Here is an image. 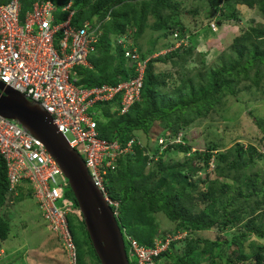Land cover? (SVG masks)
Listing matches in <instances>:
<instances>
[{"label":"trees","instance_id":"16d2710c","mask_svg":"<svg viewBox=\"0 0 264 264\" xmlns=\"http://www.w3.org/2000/svg\"><path fill=\"white\" fill-rule=\"evenodd\" d=\"M34 1L20 0L22 9H29ZM52 1L58 6L67 2ZM206 3L207 10L210 8L209 21L215 20L218 25L238 19L232 3L256 8L264 17V0ZM180 4L178 0H73L72 24L78 26L90 20L99 23L101 30L99 41L88 55L90 66L76 67L77 83L85 87L115 85L137 75L135 64L130 66L124 56L125 48L117 42L120 37H126L131 43L128 48L136 47L139 54L137 39L146 28L160 29L159 36L164 38L174 32L176 40L185 35L189 38L187 47L181 44L148 59L139 98L126 112H119L118 97L98 101L94 106L101 137L116 140L122 147L133 140L131 150L119 155L105 175L108 196L118 201L117 206L111 207L122 233L132 236L143 247H154V238L165 242L167 231L184 233L182 238L169 239L167 248L154 257V264H264V243L252 238H264V164L252 169L258 160L264 163V145L260 140H256L260 145L234 141L223 149L224 144L214 139L194 142L195 138L189 139L187 133L189 123L210 114L224 96L236 97L242 80L258 85L264 78V24H249L240 29L229 52L222 50L208 66L199 54L202 68L194 73L186 71L179 77L171 70L157 69L156 63L166 65L170 61L171 66H179L183 54L193 53L192 37L203 27L197 26L195 18L192 30L186 34V24L179 15ZM187 11L197 14L199 8ZM66 14H58L59 19ZM151 16L154 20L150 24ZM174 43L165 42L163 47ZM152 48L149 54L157 52ZM145 55L140 54L141 60L148 57ZM180 130L183 133L179 141L160 149L159 137L167 143L169 138L175 140ZM175 154L182 158L171 156ZM66 189L73 208H78L69 185ZM15 195L9 190L5 165L0 161V249L4 252L2 242L11 231L7 207ZM158 214L173 224V230L161 229ZM73 215L67 213L66 219L76 246V264H88L86 256L91 258V254L101 264L81 216ZM72 219L78 222V234ZM131 263L138 264L137 259L133 258Z\"/></svg>","mask_w":264,"mask_h":264},{"label":"built area","instance_id":"2783aa9c","mask_svg":"<svg viewBox=\"0 0 264 264\" xmlns=\"http://www.w3.org/2000/svg\"><path fill=\"white\" fill-rule=\"evenodd\" d=\"M62 12L67 14L59 19ZM73 14L72 0L61 6L52 0H35L26 10L20 0L0 1V81L38 102L50 114L69 145L82 156L105 199L117 206L108 196L105 175L119 155L131 150L133 140L122 147L116 140L101 137L94 106L98 101L118 97L119 112H126L139 98L143 71L150 57L141 60L136 47L128 48L131 43L127 45L126 37H120L117 42L125 48L128 62L135 64L137 75L115 85H79L76 67L90 66L88 55L99 41L101 30L99 23L90 20L78 26L72 24ZM186 40L187 35L181 41ZM159 142L163 143L162 138ZM0 161L5 165L9 190L17 193L18 187L26 184L46 226L59 238L70 264H76V246L66 219L72 202L65 199L57 204L65 195L67 178L38 138L2 115ZM74 212L80 213L78 208ZM169 239H155L154 247H143L126 235L128 258H136L138 264H154V257L167 248Z\"/></svg>","mask_w":264,"mask_h":264},{"label":"rangeland","instance_id":"374dc122","mask_svg":"<svg viewBox=\"0 0 264 264\" xmlns=\"http://www.w3.org/2000/svg\"><path fill=\"white\" fill-rule=\"evenodd\" d=\"M178 1L181 3L179 5V10L181 9L179 15L186 24V34L192 30L195 18H197L198 27L203 25L202 28H199V32L192 37L193 53L183 54L181 57H184V60L179 63V66H171L170 61L166 65L161 62L156 63L157 69L171 70L177 73L179 77L186 71L194 73L202 68L203 65L199 62V54L205 58L204 64L208 66L211 62H214V58L222 50L229 52V45L233 37L240 32V29L247 27L249 24H264V17L261 16L256 8L251 9L243 4L232 3L231 5L238 13V19H228L223 21L222 24L219 23V25L217 21L212 20L214 24L211 25L210 23L208 25V11H210V8L207 10L206 0ZM196 6L199 8V13L193 14L187 11L191 7ZM204 11L206 12L205 16L203 14ZM153 20L154 18L151 16L149 23L151 24ZM160 32V29L146 28L141 37L137 39L140 54L143 53L146 54L145 56L155 57L174 50L179 46L181 38L176 40L177 35H168L164 38L159 36ZM153 39H156L155 42ZM188 41L183 42L185 47H187ZM165 42L175 43L172 46L163 47ZM128 43L130 42L127 41V45H129ZM152 47L155 48L153 49ZM150 48H152V51L157 52L149 54ZM180 58L175 57V59L179 60ZM251 74H253V71H251ZM237 89L236 97L231 95L224 96L221 103L217 104L210 114L205 117H197L193 122L189 123L190 126H188L187 130L189 139L195 138L194 142L214 139L224 144L223 149L233 145L234 141H242L245 144L254 142V144L260 145L256 141L260 140L259 142L264 145V129H262L264 128V78L261 79L258 85L252 84L251 80H242ZM256 119H260V121L256 122ZM182 133L183 131L180 130L178 136H181ZM151 134L152 130H149V135L151 136ZM139 139L143 144L144 136L143 140ZM160 144L161 149L165 147V144ZM260 150H263L262 147H260ZM171 156L176 159L178 157L182 158L181 154ZM263 164L262 161L258 160L252 166V169H259ZM212 166L213 162L211 160L210 167ZM199 174L203 176L204 172L201 171ZM65 199L72 200L68 195H64L62 199L57 200V204L63 203ZM115 202L118 203V201ZM73 207L74 205L69 207L68 214L79 216V214L74 212L75 208ZM7 212L10 217L11 231L10 237L2 242L7 254L0 249V264H70L67 251L64 250L59 238L46 226L41 217V209L30 195L25 183L17 189V195L13 197L11 205L7 207ZM157 218L162 230H173V224L167 218H164L162 214H158ZM72 223L78 234L80 231L78 222L72 219ZM166 234L171 239L175 236L174 234L171 235L169 231ZM183 236L184 233L182 234ZM252 238L264 243V238ZM86 262L88 264H98L92 254L91 258L89 255L86 256Z\"/></svg>","mask_w":264,"mask_h":264},{"label":"water","instance_id":"95a60500","mask_svg":"<svg viewBox=\"0 0 264 264\" xmlns=\"http://www.w3.org/2000/svg\"><path fill=\"white\" fill-rule=\"evenodd\" d=\"M0 115L18 122L55 158L67 178L100 263L130 264L111 205L93 182L80 153L69 145L50 114L38 102L29 100L0 81Z\"/></svg>","mask_w":264,"mask_h":264},{"label":"clouds","instance_id":"9594fccd","mask_svg":"<svg viewBox=\"0 0 264 264\" xmlns=\"http://www.w3.org/2000/svg\"><path fill=\"white\" fill-rule=\"evenodd\" d=\"M210 23H212V20L211 21H209V23L208 24H210ZM186 36V35H185ZM184 38V36L181 38V40ZM187 40H188V36H187ZM181 43L179 44V46L181 45V44H183V42L182 41H180ZM184 45V44H183ZM150 58H153V57H150ZM160 138H162V140H163V142H164V137H159L158 138V143L160 144V142H159V139ZM177 138H179V140H180V138H181V136H178ZM176 138V139H177ZM175 139V140H176ZM175 140H173V139H168L167 140V143H162V144H165V146L168 144V143H174L175 142ZM160 149H161V147H160ZM79 216H81V214L79 213ZM122 232V231H121ZM169 233H171V235H175V236H173V239H176L175 237H177V238H182V234H183V232H181V231H175V232H169ZM123 234V238H124V243H125V249H126V253H127V246H128V244H127V240H126V234H124V233H122ZM154 239H157V238H154ZM140 245V244H139ZM65 250V249H64ZM127 257H128V254H127ZM128 260H129V263L130 264H132L131 263V260L128 258ZM154 263V262H153Z\"/></svg>","mask_w":264,"mask_h":264},{"label":"crops","instance_id":"0c3cea01","mask_svg":"<svg viewBox=\"0 0 264 264\" xmlns=\"http://www.w3.org/2000/svg\"><path fill=\"white\" fill-rule=\"evenodd\" d=\"M72 5H73V0H72ZM64 13H65V12H64ZM1 250H3V249L1 248ZM5 252H6V251H5ZM5 252H4V253H5Z\"/></svg>","mask_w":264,"mask_h":264}]
</instances>
